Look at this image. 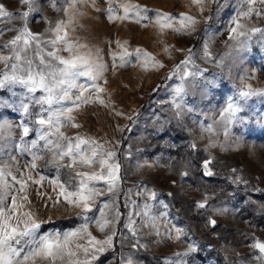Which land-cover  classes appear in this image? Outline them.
<instances>
[{"label":"rangeland","instance_id":"obj_1","mask_svg":"<svg viewBox=\"0 0 264 264\" xmlns=\"http://www.w3.org/2000/svg\"><path fill=\"white\" fill-rule=\"evenodd\" d=\"M240 2L221 0L225 6L219 7L213 0H206L201 12L192 0H113L111 5L108 0H76L72 8H69L72 0H36L34 11L28 17V27L33 33L47 41L53 36L48 29L55 27L57 21L68 24L71 17L73 22L67 27L69 39L86 45L78 53L91 52L93 58L98 55L99 62L107 65L97 81L105 90L99 96L107 107L98 101L83 105L72 113L74 123L80 127L61 129L67 136L92 137L105 148L114 149L121 165L115 207L104 209L109 218L115 211L120 213L115 224L114 247L101 253L93 264H122L128 257L134 264H166L168 260L216 264L219 254L223 255L224 264H262L257 258L262 254L251 245L254 238L264 242V97L254 96L247 101L240 113L243 124L231 125L229 135H224L223 125L219 123L220 109L227 96L234 95L245 84L264 88V43L259 41V34L246 50L237 49L235 42L229 39L230 21ZM0 4L17 16L10 22L0 18L2 47L18 34L8 29L23 27L18 14L28 8L20 0H0ZM122 4L141 6L145 18L137 23L135 15L129 12L127 19L110 21L107 9L112 7L113 15L120 17L124 15ZM256 7L264 9V5ZM145 8L147 12H143ZM158 13L177 18L183 13L200 23L192 35H180L171 29L161 31L156 24ZM242 22L249 27L264 28V15L253 14L251 20ZM117 41L124 47H118ZM137 48L151 53L163 67H152L151 61L145 64L137 57ZM125 49L130 55L125 56V66H121L120 55ZM189 49L194 62L189 68L204 70V76L186 81L185 99L194 111L186 113L178 123L170 102L180 79L179 73H171L187 59ZM53 50L51 46L45 47L46 60L50 59L47 51ZM206 51L211 55L206 57ZM3 54L8 55L9 50L4 49ZM58 54L65 58L70 55L68 51ZM29 55L39 62L34 52ZM3 69L4 65L0 64V70ZM209 82L212 86L205 87ZM78 83L90 85L92 82L81 77ZM23 91L19 86L0 89V121L19 125L24 119L22 113L4 106L18 103ZM213 121L217 122L216 133L210 135L203 131V126ZM29 127L33 129L32 124ZM36 136L37 133L30 130L23 139L28 142ZM20 139L21 129L14 127L11 139L4 141L5 147L0 152V167L7 165L17 178L20 172L28 171L34 179L46 178L41 184L29 181L26 194L31 203L25 202L22 211L30 210L41 220L50 217L53 221H74L55 226L61 231L75 228L82 223L78 210L70 208L63 198L56 208L47 200V196L55 199L59 192V188L53 191L55 186L50 181L59 176L62 183H67L69 170H58L51 162V154L46 152L41 153L43 158L36 162L37 167L31 169L32 155L30 151L21 152ZM40 143L43 146V141ZM205 161H211L208 167L214 175H205ZM84 170L74 168V171ZM184 172L188 175H182ZM97 186L102 194L89 213L96 218L103 203L113 199L112 193L103 191V181L97 182ZM38 191L47 195L42 198ZM150 191L157 193L155 199L150 197ZM206 197V207H198ZM46 203L49 207H45ZM146 203L150 206L149 215L158 218L156 228L151 226L149 217L143 215ZM129 218L137 230L135 235L126 227ZM210 219L216 220L214 226L209 223ZM111 228L109 225L105 232H100L93 222L89 231L102 240ZM175 228L184 229L187 235L180 240L170 239L166 233L171 230L174 236ZM80 242L86 244V241ZM190 245L194 246L193 251H189Z\"/></svg>","mask_w":264,"mask_h":264},{"label":"snow or ice","instance_id":"obj_2","mask_svg":"<svg viewBox=\"0 0 264 264\" xmlns=\"http://www.w3.org/2000/svg\"><path fill=\"white\" fill-rule=\"evenodd\" d=\"M20 2L27 6L28 11L18 14V18L23 20V27L8 29L16 31L18 34L0 47V64L4 65V69L0 70V89L11 90L13 86H19L24 90L18 97V103L4 105L22 113L24 119L19 125H13L7 120L0 121V152L5 147L4 141L11 139L13 128L19 127L21 129L20 150L21 152L30 151L32 161L29 167L31 169H35L36 162L43 158L41 153H50L54 166L58 170L67 168L69 176L67 183H62L59 176L50 181L55 186L53 191L59 188V192L55 199L52 196H47V200L52 202L50 205L52 208H56L63 198L65 204L78 210V219L82 223L73 229L61 231L55 227V221L50 217L47 220H41L30 210L22 211L25 209V202L31 203L26 194L29 181L33 184H41L46 178L40 176L39 179H34L30 171L20 172V176L17 178L11 169L4 165L0 167V264H93L101 253L114 247L113 240L117 235L115 224L120 213L115 211L114 215L109 218L104 209L115 207V194L119 191L121 165L116 159L117 153L114 149L105 148L104 144L92 137L67 136L61 129L66 126L80 127L74 123L75 118L72 113L83 105L97 101L101 105H105V101L99 96V93L105 90L99 86L97 81L107 70V65L99 62L98 55L93 58L91 52L78 53V50L86 45L69 39L67 27L73 22L71 17L68 24L61 20L57 21L55 27H50L48 31L53 36L45 41L40 34L33 33L28 27V17L34 11L36 0H20ZM112 2L113 0H108L109 5ZM213 2L219 7L225 6L221 0H213ZM75 3L76 0H72L69 8L74 7ZM192 3L199 6L200 11L203 12L206 0H192ZM258 4L264 5V0H241L236 15L230 21L229 39L235 42L237 49L246 50L257 34H259V41L264 43V28L249 27L247 23L242 22L251 20L253 14L264 15V9L256 7ZM245 5H247L246 8ZM121 6L124 9V15L120 17L113 15L115 9L112 7L107 9L110 21L127 19L129 12L135 15L137 23L145 18L142 15L141 6L134 4H122ZM147 11L146 8L143 9V12ZM0 18H7L10 22L17 16L0 4ZM199 23L200 21L195 17L183 13L178 18L168 13H158L156 18V24L159 25L161 31L171 29L180 35H192ZM145 26L147 27V25ZM2 32L3 30L0 29V34ZM47 46L55 49L47 51L46 55L50 58L48 60L43 54ZM117 46L124 47L119 41H117ZM4 49L9 50L8 55L3 54ZM205 49H207L206 44ZM165 50L167 51V48ZM60 51H68L69 57L65 58L59 55ZM30 52H34L35 56L39 57L38 63L29 55ZM135 52L138 58L144 60L145 64L151 61L152 67H163L159 61L152 57L151 53L139 48ZM127 55L130 53L125 49L124 53L120 55L121 66H125L124 58ZM209 55L211 54L206 51L205 56ZM115 59L116 54L113 53L114 63ZM189 65L194 66L191 49H189L187 59L177 65L171 73V75L179 73L180 79V83L173 89V99L170 102L173 116L178 123L182 122L186 113L194 111L185 99L188 94L185 86L186 81L188 78L195 80L197 77L204 76V70L192 71ZM81 77H86L92 83L90 85L78 83ZM211 86L212 82L205 84V87ZM90 89H94L95 92H91ZM73 90H75V94ZM254 96L264 97V88H253L251 84H245L243 88L237 89L234 95L225 98L224 106L219 113V123L223 125L225 136L229 135L231 125L243 124L244 120L240 113L244 111L247 101ZM105 106L107 107V105ZM120 114L117 113V115ZM216 123L213 121L212 124L203 126V131L210 135L215 134L214 125ZM29 124L33 125V129H30ZM30 130H34L37 136L36 139L26 142L23 138L29 135ZM41 141H43V146H41ZM192 147L195 145L193 144ZM65 160L68 163H64ZM210 163L211 161L204 163L207 176L214 175L208 167ZM77 166L85 170L74 171ZM17 171H20L19 168ZM182 175L187 176L188 173L184 172ZM99 181L104 182L103 191L112 193L113 199L103 203L99 210V217L96 218L95 214L89 216V213L93 212L96 199L102 194L101 188L97 186ZM17 185L19 187H16ZM38 195L43 198L47 194L38 191ZM149 195L155 199L157 193L150 191ZM206 201L207 197L198 203V207L205 208ZM45 207H49V205L46 203ZM164 207L166 208L167 205ZM149 208L150 206L146 203L143 215L148 216L151 226L156 228L155 222L158 218L149 215ZM164 215L166 216V213ZM93 222L100 232H105L109 225H112L110 233L102 240L97 239L89 231V226ZM209 223L214 226L216 220L210 219ZM45 225L51 227L47 231H42ZM126 227H129L135 235L137 230L133 226L131 218H129ZM174 230V236L171 230L166 233L170 239L180 240L182 236L187 235L182 228ZM157 235H159L158 229ZM80 241H86V244ZM251 247L259 250L262 255L257 258L264 264V242L254 238ZM193 250L194 246L190 245L189 251ZM183 255H187V253ZM122 264H134V262L131 257H128L126 260H122ZM166 264H183V261L168 260Z\"/></svg>","mask_w":264,"mask_h":264},{"label":"trees","instance_id":"obj_3","mask_svg":"<svg viewBox=\"0 0 264 264\" xmlns=\"http://www.w3.org/2000/svg\"><path fill=\"white\" fill-rule=\"evenodd\" d=\"M69 222H71V221H69V220H67V221L66 220H56L55 221V226L62 227V226L66 225ZM71 223L73 224L74 221H72ZM49 227H51V226L50 225H45L44 228H43V230H45V228L48 229ZM216 261H217L216 264H224L223 255H221V254L217 255Z\"/></svg>","mask_w":264,"mask_h":264}]
</instances>
